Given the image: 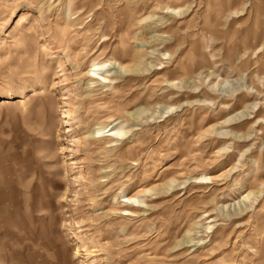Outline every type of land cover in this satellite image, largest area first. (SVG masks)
<instances>
[{"label":"rangeland","instance_id":"374dc122","mask_svg":"<svg viewBox=\"0 0 264 264\" xmlns=\"http://www.w3.org/2000/svg\"><path fill=\"white\" fill-rule=\"evenodd\" d=\"M0 264H264V0H0Z\"/></svg>","mask_w":264,"mask_h":264},{"label":"bare ground","instance_id":"6f19581e","mask_svg":"<svg viewBox=\"0 0 264 264\" xmlns=\"http://www.w3.org/2000/svg\"><path fill=\"white\" fill-rule=\"evenodd\" d=\"M164 9H166V11L170 10V7H165ZM173 10V9H172ZM171 11V10H170ZM174 11V10H173ZM135 56V55H134ZM111 65H115L117 66L120 70H123L125 69V66H122L120 65L119 63H117L116 61L114 63H95L93 62L91 65H90V69L89 71L87 72V75L89 77V81H90V85L92 84H100V85H106L109 83H111L112 81L110 80V70L111 69H114V67H110ZM256 93V91H255ZM22 102V101H20ZM248 108L251 107L250 109H255L256 107V104H252L250 106H247ZM249 109V110H250ZM259 110V109H258ZM248 111V110H247ZM238 118L239 119H243V120H250L251 118H245L248 114L246 111L244 112H240L237 114ZM250 115V114H249ZM69 117V116H68ZM228 121H230V119L226 120L224 123H227ZM261 122H259V119L256 120L255 122V125L256 124H260ZM114 126V125H112ZM259 127V126H258ZM122 129V128H121ZM120 128H115L114 127H107V128H104V129H96L93 131V133L91 134V137L94 139V138H97V139H105L108 144L110 143H113L114 140H118V139H121L123 136V131L121 130ZM261 131V129H260ZM228 132V131H227ZM230 133V132H229ZM235 134V133H234ZM237 136V135H235ZM239 137V136H238ZM245 138H248V135L244 136ZM116 142V141H115ZM77 145V144H76ZM211 180L212 178H208L207 176H200V177H196L194 178L195 182L197 184H204V180ZM252 194L248 193L246 196H244L241 200L244 201V200H248L249 197H251ZM142 204V202L140 200H138L137 198V195H134V196H125L124 197V201H123V204L124 207L126 209L123 210V212L126 213L125 216H129L131 215V211L128 209V208H138V206L136 204ZM229 208V207H228ZM241 211V210H240ZM206 229H210V226H207Z\"/></svg>","mask_w":264,"mask_h":264}]
</instances>
